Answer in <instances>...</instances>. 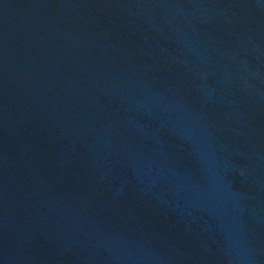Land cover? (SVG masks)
I'll use <instances>...</instances> for the list:
<instances>
[{
	"label": "water",
	"instance_id": "water-1",
	"mask_svg": "<svg viewBox=\"0 0 264 264\" xmlns=\"http://www.w3.org/2000/svg\"><path fill=\"white\" fill-rule=\"evenodd\" d=\"M0 264H264V0H0Z\"/></svg>",
	"mask_w": 264,
	"mask_h": 264
}]
</instances>
